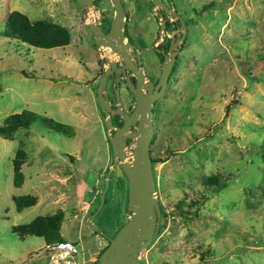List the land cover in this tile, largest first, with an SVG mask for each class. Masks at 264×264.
Returning a JSON list of instances; mask_svg holds the SVG:
<instances>
[{
	"label": "rangeland",
	"instance_id": "374dc122",
	"mask_svg": "<svg viewBox=\"0 0 264 264\" xmlns=\"http://www.w3.org/2000/svg\"><path fill=\"white\" fill-rule=\"evenodd\" d=\"M122 2L130 36L144 42V69L156 76L150 0ZM172 3L187 25V41L159 101L150 144L167 218L161 217L162 230L140 263L264 264V0ZM13 11L67 28L70 43L53 49L21 44L6 23ZM100 11L114 16L109 0ZM91 21L72 0H0V125L23 111L36 115L28 129L0 135V264L47 263L43 238L12 231L37 217L62 212L59 233L77 243L85 264L128 220L127 178L113 164L96 100L106 60L119 59L94 44ZM42 118L66 130L49 128ZM19 150L25 157L16 185L12 161ZM19 196L35 204L17 211L13 198Z\"/></svg>",
	"mask_w": 264,
	"mask_h": 264
},
{
	"label": "water",
	"instance_id": "95a60500",
	"mask_svg": "<svg viewBox=\"0 0 264 264\" xmlns=\"http://www.w3.org/2000/svg\"><path fill=\"white\" fill-rule=\"evenodd\" d=\"M81 8L82 15L89 14V10L94 8L92 0H74ZM154 9L158 6L163 7L161 0H151ZM114 10V16L110 23L107 33L104 32L102 25L95 21L87 23L94 44L97 47L109 48L122 60L126 68H131L137 77V87L131 88L137 100V105L131 115H127L120 108L116 112L122 116L124 123L121 127L112 124L110 113L112 109L109 105L106 83L111 68L116 66V61L106 60V67L101 73L96 87V100L99 109L103 113V123L108 133L111 146L113 164L119 163L124 175L127 178V209L129 212L128 220L119 228L114 237L108 239V245L101 252L98 264H141L140 255L149 246L160 227L161 209L159 199L156 195V182L152 171V161L150 157V144L153 138V126L151 122L152 105L159 96L162 95L170 69L173 65L174 55L167 56L162 64L161 76L158 87L159 92L151 94L152 84L143 83L144 76L141 69L133 65L131 58L134 54L129 50L134 46L126 39L124 34L126 13L120 0H110ZM164 8V7H163ZM164 10H167L164 8ZM175 17H179L172 12ZM104 16L101 15L100 18ZM184 27V23H182ZM138 64L140 57L138 55ZM147 88L149 92L144 94L141 88ZM135 127L131 131L130 127ZM111 130L114 133H111ZM133 140L132 149L128 150L126 139ZM111 169L107 171L102 192V204L105 201V194L109 185ZM94 214L91 223L96 231L98 227L93 224Z\"/></svg>",
	"mask_w": 264,
	"mask_h": 264
},
{
	"label": "flooded vegetation",
	"instance_id": "af4514ba",
	"mask_svg": "<svg viewBox=\"0 0 264 264\" xmlns=\"http://www.w3.org/2000/svg\"><path fill=\"white\" fill-rule=\"evenodd\" d=\"M72 1L75 3V7L77 8L78 12L81 13V8L78 5V3L74 0ZM105 1L107 0H92L94 4V8L90 9L89 10L90 13L89 14L87 13L84 16L81 13V16H83L84 19L92 18L93 21L100 23L102 25L104 32L107 33L109 31L110 23H111L113 16L108 18L105 12L100 11L101 4H103ZM120 1L127 15L125 5L122 2V0ZM161 2L163 3V7L166 8L167 10H164L162 6L161 7L158 6L154 9L152 1L150 0L151 9L153 11L152 15H154V18L156 20V32H155L153 41L149 46V50L151 51L150 57H153L158 64V73L156 76L152 75L148 71H145L144 69L145 67L144 42L142 40L137 41L130 36L126 18H125V26L123 30L126 39L134 46L133 49L129 50L130 53L134 54V56L131 58V62L133 65L137 66L143 72V76H144L143 83L145 85L149 83L152 84L151 94L155 93L156 91L159 92L161 88V86L158 88L157 86H158L159 79L161 76L162 64L165 58L169 56L170 54L174 55L173 65L170 69L168 78L166 80L163 93L161 96L155 99L152 105L151 122H152L153 130H154L153 118L158 109V106L160 103L159 101L165 96L167 92L171 77L180 63L181 51L187 41V25L185 21L183 20V18L175 11L172 0H161ZM172 12H175L177 15H179V17H175ZM101 15H103L104 17L100 18ZM182 23H184V27L182 26ZM136 55L140 57V65L138 64L139 61ZM108 83H109V87H108ZM130 84L134 88L137 87L136 75L131 70V68L125 67V64L122 60L116 61V66L114 68H111V73L108 75L107 83H106L107 98H108L109 105L112 109V112L110 113V118H111L112 124L115 127H121L124 123L122 116L116 112L118 108H120L127 115H131V113L136 108L137 100L131 88L129 87ZM141 90L144 94H147L149 92L147 88L142 87ZM135 129L136 128L134 126L130 127L131 131H135ZM113 133L114 131L112 132V134ZM153 136H154V132H153ZM132 143H133V140H131L130 138L126 139V146L128 150L132 149L131 147ZM150 157H151V153H150ZM116 164H119V163H116ZM103 250L104 249H102V251ZM102 251L97 253L96 256L90 261L91 264L93 263L98 264L99 257Z\"/></svg>",
	"mask_w": 264,
	"mask_h": 264
},
{
	"label": "trees",
	"instance_id": "16d2710c",
	"mask_svg": "<svg viewBox=\"0 0 264 264\" xmlns=\"http://www.w3.org/2000/svg\"><path fill=\"white\" fill-rule=\"evenodd\" d=\"M6 23L11 32V37L28 47L53 49L66 47L70 43V33L68 29L48 20L31 22L26 15L18 11H13L7 15ZM35 120L36 115L28 111L11 115L5 119L2 125H0V135L8 136L18 128L28 129ZM42 122L49 128L57 131L61 132L66 130L64 125L56 123L51 119L42 118ZM24 157V152L19 150L12 161L14 183L16 185L19 184L22 179L20 169L23 164ZM13 203L15 205V209L17 211H21L22 209L34 205L35 198L31 196L14 197ZM160 209L161 217L167 218V215H165L161 205ZM176 209L179 210V214H184L180 204L176 206ZM62 221L63 214L62 212H59L51 216L37 217L28 224L13 227L12 231L20 238H24L25 236H35L43 238L45 242L62 241L65 240L59 233ZM161 230L162 224H160L155 237L161 232Z\"/></svg>",
	"mask_w": 264,
	"mask_h": 264
},
{
	"label": "built area",
	"instance_id": "2783aa9c",
	"mask_svg": "<svg viewBox=\"0 0 264 264\" xmlns=\"http://www.w3.org/2000/svg\"><path fill=\"white\" fill-rule=\"evenodd\" d=\"M46 255L47 264H85L79 262V248L77 243L68 240L46 242L40 249ZM27 259H23L18 264H25Z\"/></svg>",
	"mask_w": 264,
	"mask_h": 264
},
{
	"label": "crops",
	"instance_id": "0c3cea01",
	"mask_svg": "<svg viewBox=\"0 0 264 264\" xmlns=\"http://www.w3.org/2000/svg\"><path fill=\"white\" fill-rule=\"evenodd\" d=\"M47 264V263H46Z\"/></svg>",
	"mask_w": 264,
	"mask_h": 264
}]
</instances>
